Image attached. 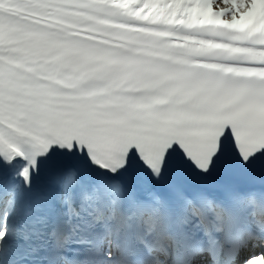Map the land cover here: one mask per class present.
<instances>
[{
    "label": "snow or ice",
    "instance_id": "snow-or-ice-1",
    "mask_svg": "<svg viewBox=\"0 0 264 264\" xmlns=\"http://www.w3.org/2000/svg\"><path fill=\"white\" fill-rule=\"evenodd\" d=\"M0 264H264V0H0Z\"/></svg>",
    "mask_w": 264,
    "mask_h": 264
}]
</instances>
